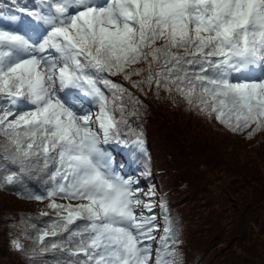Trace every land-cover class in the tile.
<instances>
[{
  "label": "snow or ice",
  "instance_id": "obj_1",
  "mask_svg": "<svg viewBox=\"0 0 264 264\" xmlns=\"http://www.w3.org/2000/svg\"><path fill=\"white\" fill-rule=\"evenodd\" d=\"M21 12L9 17L11 26L0 24V101H6L0 150L16 168L0 164V187L22 183L37 166L33 160L42 158L45 169L54 161L44 184L56 219L38 243L67 232L70 246L54 242L50 249L83 255L80 264H149L151 246L144 241L154 239L155 217L136 214L142 201L134 181L116 173L99 147L101 137L128 143L112 107L126 90L93 73L128 80L143 75L134 66L144 63L148 84L174 86L190 106L215 114L232 132L254 125L251 138L264 130V0H37ZM196 64L199 71L185 68ZM99 83L113 92L111 100ZM74 90L98 106L94 119ZM142 135L131 141L141 150ZM26 191L28 198L45 199ZM171 231L166 223L155 264H175L166 258L175 256L168 251ZM13 246L23 248L19 241Z\"/></svg>",
  "mask_w": 264,
  "mask_h": 264
},
{
  "label": "trees",
  "instance_id": "obj_2",
  "mask_svg": "<svg viewBox=\"0 0 264 264\" xmlns=\"http://www.w3.org/2000/svg\"><path fill=\"white\" fill-rule=\"evenodd\" d=\"M36 4L37 0H0V14L22 16L19 15L21 9L33 10ZM134 67L145 69L143 75L126 80L123 74L93 73L126 90L112 107L115 118L124 121L120 124L121 139L128 143L120 151L113 147L111 140L105 143L101 137L99 147L108 154L112 166L124 174L129 173L127 179H132L133 185L145 183V187L139 189L142 203L137 215L155 217L152 235L159 229L160 237L154 236L152 258H156L158 249L164 251L160 238L164 235L162 225L167 223L172 230L168 251H174L175 256L166 258L174 260L175 264H264V130L257 131L251 138L248 133L254 125L243 132H232L217 121L215 114L209 116L190 106L174 86L168 91L155 83L148 84L144 63ZM199 67L198 64L185 65L189 73L199 71ZM158 68L159 64L153 65L152 71ZM134 82L139 86L133 87ZM98 86L111 100L113 92L102 83ZM77 98L85 109L92 110L94 119L98 106L92 98L82 94ZM5 104L6 101H0V106ZM120 106L123 112L118 110ZM192 120L195 124H191ZM176 121L181 124V130L175 126ZM156 127L164 128V135L156 134ZM140 133L144 141L142 150L129 144ZM4 142L0 137V144ZM33 163L36 168L22 177V183L0 187L3 196L0 254L10 264H80L86 259L83 255L73 257L59 248L50 249L54 242L68 245L67 232L48 236L42 244L37 241L39 234L56 219L55 212L47 208L50 201L46 198L47 185L44 184L56 165L50 161L45 169L42 158ZM0 164L16 170L3 160L2 150ZM237 181L242 182L240 187L232 185ZM250 186L258 191L239 195L241 188ZM26 189L34 190L45 199L28 198ZM150 190L152 195H147ZM236 196H239L238 201L234 199ZM56 203H62L61 199ZM144 203L151 204L150 211ZM23 204L25 208H18ZM42 211L48 215H40ZM83 223L77 222L78 225ZM71 228L75 230L76 225ZM13 241H19L23 248L17 250ZM147 241L150 240L144 243ZM42 248L49 250L42 252ZM210 251H213L210 259L205 258ZM214 253L218 255L216 260Z\"/></svg>",
  "mask_w": 264,
  "mask_h": 264
},
{
  "label": "rangeland",
  "instance_id": "obj_3",
  "mask_svg": "<svg viewBox=\"0 0 264 264\" xmlns=\"http://www.w3.org/2000/svg\"><path fill=\"white\" fill-rule=\"evenodd\" d=\"M84 94L83 92H80V94ZM77 94H79V93H77ZM90 111H92L91 109H89ZM194 120H192L191 121V124H195L194 122H193ZM172 122V121H171ZM172 124L174 125L175 123L174 122H172ZM178 129H180L181 130V124L180 123H178L177 121H176V125H175ZM205 128H207V129H209V130H212V128L210 127V126H206ZM156 129H157V131H156V134H158L159 136L160 135H164V133L166 132V130L164 129V128H159V127H156ZM206 129V130H207ZM159 131V132H158ZM158 132V133H157ZM156 134H154V136H157ZM136 138H132L131 140H130V142L131 141H133V140H135ZM159 139L160 140H162L163 138L162 137H159ZM167 140V139H166ZM112 141V143H113V147H115L116 148V145H118V144H116L115 143V141L114 140H111ZM168 141V140H167ZM170 143V142H169ZM171 144V143H170ZM138 149H140V148H138ZM120 151H123V150H121V149H119ZM112 168H113V170L116 172V173H118V174H120L123 178H125V179H127V178H130V176L129 175H127V174H129V173H127V174H124V173H122L118 168H115L114 166H112ZM127 175V176H126ZM126 176V177H125ZM240 183H242V182H240V181H237V183H235V184H232L233 186H239L240 185ZM144 188L145 187V183H139L138 185H133V188L134 189H136V190H138V192H137V196H138V199H140L141 198V196H142V194H141V192H139V189H141V188ZM240 187V186H239ZM180 188L182 189L183 188V186H180ZM258 191L257 190V188H255L254 186H250V187H243V188H241L239 191H240V194L239 195H241V194H250V193H252L253 191ZM2 198H3V196L0 194V202L2 203L3 201H2ZM234 199H236L237 201L239 200V196H236V197H234ZM61 202L63 203H69V202H78V201H67V200H61ZM15 203H18V202H16L15 201ZM26 207V205L25 204H23V205H18V208H25ZM141 209V207L139 206L137 209H136V214L139 212V210ZM164 226H165V224H163L162 225V228H163V230H164ZM159 228H160V226H159ZM160 235V233H159V229H157L155 232H154V235H153V237L154 236H156V239L158 238V237H160L159 236ZM156 239H152V240H150V241H147V245H150L151 246V259H150V261H149V264H155V259H153L152 258V256H153V252H154V248L152 247V245H153V243H155V240ZM150 242H152V243H150ZM216 251V250H215ZM214 251V252H215ZM164 252V251H163ZM212 254H213V251H210L209 253H206V257L205 258H208V259H210V257L212 256ZM239 254H240V252H239ZM214 255H215V257H214V259L216 260L217 259V256H216V254L214 253ZM246 256H250V255H246ZM246 261L247 260H250V259H245ZM210 261V260H209ZM245 261V262H246ZM251 261V260H250ZM249 261V262H250ZM0 264H10V262H8V259L5 257V256H3V254H0Z\"/></svg>",
  "mask_w": 264,
  "mask_h": 264
},
{
  "label": "bare ground",
  "instance_id": "obj_4",
  "mask_svg": "<svg viewBox=\"0 0 264 264\" xmlns=\"http://www.w3.org/2000/svg\"><path fill=\"white\" fill-rule=\"evenodd\" d=\"M2 17H3V19H4L5 21H11V20L9 19V16L3 15ZM29 19L31 20L32 18L29 17ZM33 22L35 23V21H33ZM76 91H78V90H76Z\"/></svg>",
  "mask_w": 264,
  "mask_h": 264
}]
</instances>
